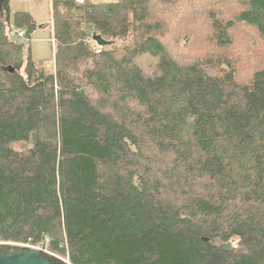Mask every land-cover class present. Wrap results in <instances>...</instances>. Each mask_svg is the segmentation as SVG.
Returning a JSON list of instances; mask_svg holds the SVG:
<instances>
[{"label":"trees","instance_id":"obj_1","mask_svg":"<svg viewBox=\"0 0 264 264\" xmlns=\"http://www.w3.org/2000/svg\"><path fill=\"white\" fill-rule=\"evenodd\" d=\"M9 2L0 250L48 240L70 264H264V61L245 78L227 54L239 26L264 45V0H51L50 72L10 38L36 23ZM93 35L111 45L97 52Z\"/></svg>","mask_w":264,"mask_h":264},{"label":"rangeland","instance_id":"obj_2","mask_svg":"<svg viewBox=\"0 0 264 264\" xmlns=\"http://www.w3.org/2000/svg\"><path fill=\"white\" fill-rule=\"evenodd\" d=\"M82 1V0H78ZM98 2H115L117 0H91ZM9 6L12 10L25 9L31 12L36 23V30L27 40H17L25 44V49L30 51V56L33 62L42 64L47 72L53 71V40L51 29V0H10ZM229 9L228 11H230ZM235 43L227 51L230 58L234 59L238 73L248 77L250 72L259 67L264 61V45L257 43L252 34L245 27H237L233 31ZM205 33L196 38V57L203 58L204 55H213L214 48L205 40ZM90 44L96 48L97 44L91 40ZM119 45L120 42H115ZM100 49L103 47H99ZM105 48V47H104ZM207 51V52H206ZM27 53L25 51V58ZM194 59V58H193ZM141 63L149 68L146 61L143 59ZM153 72L152 70L149 71ZM235 243H233L234 245ZM41 247V246H38ZM61 257V256H60ZM64 259L67 260L65 256Z\"/></svg>","mask_w":264,"mask_h":264},{"label":"water","instance_id":"obj_3","mask_svg":"<svg viewBox=\"0 0 264 264\" xmlns=\"http://www.w3.org/2000/svg\"><path fill=\"white\" fill-rule=\"evenodd\" d=\"M92 40L100 47L110 46L99 35H93ZM0 264H68L63 257L49 251L38 250L28 246H20L17 250L1 251Z\"/></svg>","mask_w":264,"mask_h":264},{"label":"built area","instance_id":"obj_4","mask_svg":"<svg viewBox=\"0 0 264 264\" xmlns=\"http://www.w3.org/2000/svg\"><path fill=\"white\" fill-rule=\"evenodd\" d=\"M10 38L11 39H13V40H15V41H17V40H25L26 38H25V33H24V31H22V30H18V29H13L12 30V32H11V34H10ZM100 46H96V51L97 52H99L100 51V48H99ZM47 243H48V240H46L45 241V245L44 246H41V247H33V246H28V245H25V246H28V247H31V248H34V249H38V250H45V251H48L47 249H46V245H47ZM66 260V259H65ZM66 262L68 263V264H70L69 263V261L68 260H66Z\"/></svg>","mask_w":264,"mask_h":264},{"label":"crops","instance_id":"obj_5","mask_svg":"<svg viewBox=\"0 0 264 264\" xmlns=\"http://www.w3.org/2000/svg\"><path fill=\"white\" fill-rule=\"evenodd\" d=\"M10 9H11V8H10ZM11 11H12V12H16V11H25V12H28V13L32 16L31 12L28 11V10H25V9H19V10H12V9H11ZM32 18H33V16H32Z\"/></svg>","mask_w":264,"mask_h":264}]
</instances>
